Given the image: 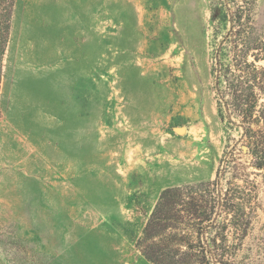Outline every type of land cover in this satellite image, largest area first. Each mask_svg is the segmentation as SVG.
I'll list each match as a JSON object with an SVG mask.
<instances>
[{"label": "rangeland", "instance_id": "1", "mask_svg": "<svg viewBox=\"0 0 264 264\" xmlns=\"http://www.w3.org/2000/svg\"><path fill=\"white\" fill-rule=\"evenodd\" d=\"M219 2L264 25V0L16 1L0 87V264H154L138 242L168 187L183 188L178 212L146 245L210 264L198 246L217 220L205 182L228 141L211 73ZM229 177L246 208L216 221L215 262L264 264V173Z\"/></svg>", "mask_w": 264, "mask_h": 264}, {"label": "trees", "instance_id": "2", "mask_svg": "<svg viewBox=\"0 0 264 264\" xmlns=\"http://www.w3.org/2000/svg\"><path fill=\"white\" fill-rule=\"evenodd\" d=\"M16 1L0 0V87ZM211 11L214 29L211 73L217 110L228 141L216 179L205 182L214 186L210 193V207L217 220L206 223L204 232L201 236L199 234L198 246L204 257L210 260L208 263L217 264L208 235L225 211L229 210L226 212L229 214L246 208L245 204L228 197L229 189L224 187L223 180L230 174L228 181L232 184L234 180H249L254 174L264 173V25L255 26L247 6L241 2H219ZM221 21L226 22L223 30ZM232 131L240 135L236 140L230 137ZM182 189L168 187L162 190L139 239L142 253L154 264L177 263L171 255L166 257L162 248L151 250L146 243L163 235L169 226L167 218H171L174 211L178 212Z\"/></svg>", "mask_w": 264, "mask_h": 264}, {"label": "water", "instance_id": "3", "mask_svg": "<svg viewBox=\"0 0 264 264\" xmlns=\"http://www.w3.org/2000/svg\"><path fill=\"white\" fill-rule=\"evenodd\" d=\"M175 130L180 134H184L186 132L185 127H177V128H175Z\"/></svg>", "mask_w": 264, "mask_h": 264}]
</instances>
